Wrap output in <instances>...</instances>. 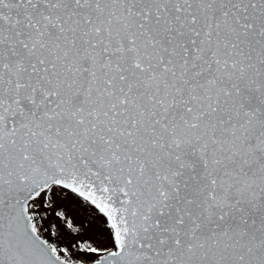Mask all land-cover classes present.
I'll list each match as a JSON object with an SVG mask.
<instances>
[{
  "label": "snow or ice",
  "instance_id": "snow-or-ice-1",
  "mask_svg": "<svg viewBox=\"0 0 264 264\" xmlns=\"http://www.w3.org/2000/svg\"><path fill=\"white\" fill-rule=\"evenodd\" d=\"M0 264H264V0H0Z\"/></svg>",
  "mask_w": 264,
  "mask_h": 264
}]
</instances>
